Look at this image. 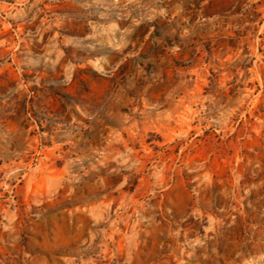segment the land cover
Returning a JSON list of instances; mask_svg holds the SVG:
<instances>
[{
  "label": "rangeland",
  "instance_id": "374dc122",
  "mask_svg": "<svg viewBox=\"0 0 264 264\" xmlns=\"http://www.w3.org/2000/svg\"><path fill=\"white\" fill-rule=\"evenodd\" d=\"M0 264H264V0H0Z\"/></svg>",
  "mask_w": 264,
  "mask_h": 264
}]
</instances>
